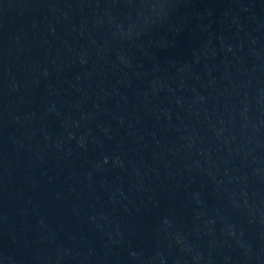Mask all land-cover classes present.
Listing matches in <instances>:
<instances>
[{"label": "water", "instance_id": "water-1", "mask_svg": "<svg viewBox=\"0 0 264 264\" xmlns=\"http://www.w3.org/2000/svg\"><path fill=\"white\" fill-rule=\"evenodd\" d=\"M0 126L264 236V0H0Z\"/></svg>", "mask_w": 264, "mask_h": 264}]
</instances>
